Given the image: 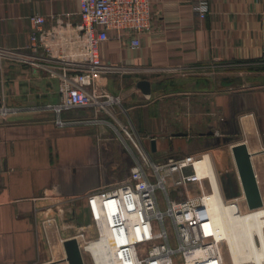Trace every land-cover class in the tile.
Returning a JSON list of instances; mask_svg holds the SVG:
<instances>
[{
    "label": "crops",
    "instance_id": "obj_1",
    "mask_svg": "<svg viewBox=\"0 0 264 264\" xmlns=\"http://www.w3.org/2000/svg\"><path fill=\"white\" fill-rule=\"evenodd\" d=\"M193 2L152 0L151 30L138 48L113 37L102 42L101 60L120 69L99 82L120 97L153 162L209 152L221 191L205 201L217 236L227 239L240 264H264V207L237 213L225 206L223 198L238 197L241 209H249L232 152L228 164L218 154L228 137H234L230 151L246 144L264 202V0H208L205 19ZM77 12V0H0V45L37 59L36 66L0 63V264H68L62 245L68 237L59 230L86 223L84 195L122 184L134 164L103 112L62 111L71 122L59 126L57 113L41 108L59 102L60 74L84 50ZM33 15L45 18L51 35L35 53L26 49ZM235 62L257 64L244 74L258 77L231 79ZM215 66L222 68L215 76L204 71ZM141 80L149 83V98L136 86ZM207 164L206 158L199 169ZM99 244L87 249L94 263L113 264L109 246Z\"/></svg>",
    "mask_w": 264,
    "mask_h": 264
},
{
    "label": "built area",
    "instance_id": "obj_2",
    "mask_svg": "<svg viewBox=\"0 0 264 264\" xmlns=\"http://www.w3.org/2000/svg\"><path fill=\"white\" fill-rule=\"evenodd\" d=\"M77 4V28L84 40V50L77 60L68 61L69 71L60 74L59 102L41 106L57 113L55 123L59 126L71 122L59 114L77 108H92L115 119V107H122L120 97L108 93L99 79L102 74L120 68L103 62L98 46L113 37L138 48L141 36L151 30L152 0H77ZM192 9L200 19H205L209 2L194 0ZM29 20L32 31L26 49L35 53L51 35L43 29L42 15L30 16ZM2 61L37 64L35 56L0 45ZM128 128L125 126L122 131L129 141L128 150L134 164L122 184L84 195L88 221L77 225L72 235L81 252L104 239L113 264H174L175 258L181 264H225V243L210 228L205 229L210 216L204 195L212 191L215 178L218 180L209 152L155 163L142 143V136ZM205 155L210 160L207 169L202 171L196 163L204 160ZM189 184H196L197 195H186L179 201L170 198L171 187L185 190ZM158 189L163 191L165 210L158 206ZM224 204L238 213L243 212L238 197L224 198ZM165 219L170 222V228ZM48 221H54V217ZM84 255L92 261L91 254Z\"/></svg>",
    "mask_w": 264,
    "mask_h": 264
},
{
    "label": "rangeland",
    "instance_id": "obj_3",
    "mask_svg": "<svg viewBox=\"0 0 264 264\" xmlns=\"http://www.w3.org/2000/svg\"><path fill=\"white\" fill-rule=\"evenodd\" d=\"M255 68V67H257V64H252V63H237V62H235V63H230L229 64V67L228 68H230V73H231V79H238L239 78V75L238 74H242L241 76H244V77H249V78H253V81L255 80V78H257L258 77V75L257 74H254V72L251 74V73H247V75L246 74H244V73H246V71H248V70H251L252 68ZM225 70H226V68H225ZM204 71H206V72H214V76H215V73H217V72H219V71H222V68L221 67H219V66H215V67H210V68H207V69H205ZM253 71H256V70H253ZM217 76V75H216ZM260 81V80H259ZM236 83V80H232V85H234ZM120 104H121V106H122V101L120 102ZM114 111H115V119H113L112 120V123L114 124V126L118 129V131H119V137L122 139V141H124V143H125V145H126V147H128V145H129V141H128V139H127V137H126V135H125V133L122 131V129H123V127H129L128 129L130 130H135L136 132H138V134L139 135H141L142 136V134H141V132L140 131H138L137 130V128L134 126H132V124H131V128H130V125H129V123L127 122V119H125V115H124V112L125 111H122L121 109H120V107L119 106H116L115 107V109H114ZM122 116V117H121ZM132 130V131H133ZM143 137V136H142ZM234 137L233 136H231V137H228V138H226V141H225V145L223 146L224 148H223V150L222 151H220L218 154L220 155V158H221V160L223 159V162H224V164H228V163H230V157H231V151H230V148H229V144L228 143H230L231 141H233L232 139H233ZM215 141H216V139H215ZM219 142H221V140H219ZM217 154V153H216ZM165 161H167V160H165ZM165 161H162V162H165ZM222 162V163H223ZM224 175H222V176H220V181L222 182V184L223 185H225L224 184ZM199 193V190H198V187L196 186V184H189L188 186H187V189H177V190H175V189H173V187H171L170 188V191H169V196H170V198L171 199H173V200H175V201H179V200H181V199H183L184 197H186V195H188V196H195V195H197ZM156 195H157V198H158V202H159V208L161 209V210H165V208L167 207V205H166V200H165V198H164V194H163V191L162 190H160V189H158L157 191H156ZM263 207V206H262ZM243 212H245V210H243ZM52 222H54V221H52ZM165 224H166V226L168 227V228H170V226H171V224H170V222L168 221V219H165ZM70 228H69V230H63V232L61 231V230H59L60 231V233H62V235H64L65 237H68V238H70V237H72V235H74L75 234V228H72L73 227V225L74 224H72L71 222H70ZM170 225V226H169ZM59 228H60V225H59ZM54 232H52V235L54 234V236L56 235V236H58V234L57 233H59V231H58V229L55 227L54 229H52ZM57 233H56V232ZM171 233V232H170ZM55 236V237H56ZM104 241V239L102 240V242ZM98 245H100V244H98ZM91 246H88V247H86V253L87 254H91V256H92V261H91V259L89 258V257H87L86 255H84V262H85V264H95L94 263V257H93V255H92V253H91V251H88L87 249H89ZM92 247H94V245L92 246ZM224 247H225V249H224V251H223V258H224V263L225 264H230L231 262H230V258H229V253H228V250H227V247H226V245H224ZM109 249V248H108ZM88 251V252H87ZM109 253H110V255L108 256L109 258H111V260H112V262L114 263V261H113V258H112V256H111V252H110V249H109ZM108 258V259H109ZM107 259V258H106ZM109 262H110V260H109ZM101 264H105L106 262L103 260L102 262H100ZM108 264V263H107ZM174 264H181V261L179 260V259H177V258H175L174 259ZM251 264H254L253 262H251Z\"/></svg>",
    "mask_w": 264,
    "mask_h": 264
},
{
    "label": "water",
    "instance_id": "obj_4",
    "mask_svg": "<svg viewBox=\"0 0 264 264\" xmlns=\"http://www.w3.org/2000/svg\"><path fill=\"white\" fill-rule=\"evenodd\" d=\"M136 86L147 98H149L150 86L147 81L141 80ZM208 134L212 135L213 132H209ZM175 135H184V133H177ZM155 145V140L152 139L151 151H155ZM231 152L249 210L261 207L263 205L262 197L260 195L250 160V153L246 147V144L244 142H239L232 145ZM62 245L65 253V261L68 264H85L84 257L75 238L70 237L65 239L62 242Z\"/></svg>",
    "mask_w": 264,
    "mask_h": 264
},
{
    "label": "bare ground",
    "instance_id": "obj_5",
    "mask_svg": "<svg viewBox=\"0 0 264 264\" xmlns=\"http://www.w3.org/2000/svg\"><path fill=\"white\" fill-rule=\"evenodd\" d=\"M207 158V160H210V157L208 156V155H205V158H204V160H202L201 162H197L196 163V165H200V163H205V159ZM207 169V168H206ZM205 169V170H206ZM205 170H203V171H205ZM215 180H216V182H214V183H212V191H210V192H208V193H205V195H204V200H206V197L207 196H209V195H212L214 192H215V190L217 189V190H220V188H219V183H218V180L215 178ZM221 191V190H220ZM222 194V193H221ZM206 202V201H205ZM223 202H224V198H223ZM207 205V204H206ZM208 207V206H207ZM262 207V206H261ZM264 207V206H263ZM260 208V207H259ZM232 209V208H231ZM257 209V208H256ZM252 210H254V209H252ZM208 212H209V208H208ZM235 212H237V211H235ZM238 213V212H237ZM241 213V212H240ZM209 216H210V223H209V225H206V227H205V229L208 231L209 230V228H210V230L212 231V233L213 234H215V236H217V230H216V226H215V221H216V218L215 217H213L212 216V214L209 212ZM217 238H219L220 240H223V242L225 243V245H226V247H227V250H228V253H229V258H230V260H231V262L233 263V264H240L239 262H240V260H239V258L236 256V255H234V253L231 251V249H230V246L228 245V241H227V239L225 238V237H223L222 235H218L217 236ZM103 240V239H102ZM102 242V241H101ZM97 244H99V243H97ZM96 244V245H97ZM91 246H93V245H91ZM262 257H263V262H264V250H263V252H262ZM243 264H245V263H243Z\"/></svg>",
    "mask_w": 264,
    "mask_h": 264
}]
</instances>
